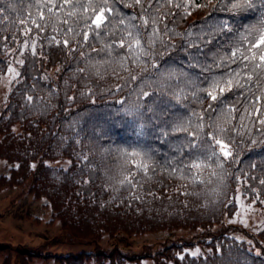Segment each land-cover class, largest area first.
<instances>
[{"label": "trees", "instance_id": "obj_1", "mask_svg": "<svg viewBox=\"0 0 264 264\" xmlns=\"http://www.w3.org/2000/svg\"><path fill=\"white\" fill-rule=\"evenodd\" d=\"M87 2L0 0V89H6L0 102V159L11 163L0 175V188L23 186L33 197L46 198L52 214L48 222L58 220L71 240L93 248L51 258L44 247L64 237L34 247L0 240V264H32L35 258H43L41 264H138L143 257L158 264H264V226L251 230L231 218L238 199L264 212V75L249 80L251 69L230 59L233 46L259 26L255 5L250 9L243 0H93L111 21L97 35L81 18L93 14L79 7ZM70 12L75 14L69 17ZM142 19L150 21L163 43L157 41L151 57L138 63L124 58L122 65L124 50L107 46L118 44L124 29L132 30ZM220 24L231 31L219 30ZM208 29L216 39L199 55L200 64L189 67L195 48L188 43ZM141 31L149 35L148 28ZM153 65L159 72L176 73L163 94ZM209 78H232L234 84L231 90L225 86L223 95L217 88L213 101L205 91H211ZM140 87L153 93L143 101L151 109L142 121L143 135L120 122V110L141 99ZM101 113L111 116L110 124L98 126ZM164 121L183 122L187 131H172ZM210 134L228 143L232 156L200 157L201 166L188 171L183 165L193 159L190 142L203 145ZM122 153L140 156L125 162ZM59 157H68V166L48 162ZM142 159L147 170L132 167ZM131 172L136 173L134 185L121 184ZM161 229L187 234L132 250V236ZM197 244L198 253L187 249Z\"/></svg>", "mask_w": 264, "mask_h": 264}, {"label": "snow or ice", "instance_id": "obj_2", "mask_svg": "<svg viewBox=\"0 0 264 264\" xmlns=\"http://www.w3.org/2000/svg\"><path fill=\"white\" fill-rule=\"evenodd\" d=\"M65 4L68 3V0H64ZM137 3L140 2V0H136ZM169 3H171V0H169ZM229 3H232V0H229ZM106 4V0H105ZM243 4L247 6L248 8H252L253 5H255L256 13H259L261 16V21L259 23L258 27L252 28L249 30V35L244 36L241 38V41L237 42L233 49L230 50V59L233 63H238L239 66H243V68L251 69L250 74L247 76V79L251 80L253 74L256 75L257 79L260 78V76L264 75V0H243ZM241 5L239 3H234L233 7H240ZM76 5H73V8H75ZM79 7L83 8L85 12H88L89 10L92 11V15L88 17H81L82 19H85L89 22V27L94 26L97 30V35L100 34V31L102 28H108L111 25V21L108 19L107 16L104 15L105 13V7L103 5L94 3L93 0H89L87 3L80 4ZM176 7H184L187 8V4H177ZM4 9L3 7H0V12H2ZM49 12L52 11L51 8L48 9ZM109 15L112 13V9H107ZM74 12L69 13V17L74 15ZM190 12H186V15H190ZM43 13H41V19H43ZM65 24L68 23L67 20L64 21ZM120 25H124V20L120 19L118 21ZM37 28H41L40 24H36ZM141 28H148L149 29V35L145 37L143 32L141 31ZM219 30L221 31H228L230 32L231 29L228 28L225 24L219 25ZM68 32H73L74 30L69 26L67 28ZM114 34V33H113ZM188 36H192L193 33L189 32L187 33ZM85 41L88 39V33H85L84 36ZM216 39V36L212 29H208L206 32L202 31L199 35H196L194 40L189 41L188 46L194 47L195 52H193L192 55V61L195 63L190 62L189 67H195L196 65L200 64L199 55L204 52V48L208 45L212 44L214 40ZM160 41L163 43L162 40H160V37L157 35V30L150 27V21L148 19H142L141 25H133L132 30L124 29V34L121 35L119 42L117 44L116 41H113V44L108 45L107 47L109 49L113 47H119L124 50V54L121 57V64L123 65V59L129 58L132 59L134 62H139L142 57H151L152 52L151 49L153 46L157 43V41ZM247 43V49H242L241 45L243 43ZM64 46L68 45V41H63ZM211 51V49H210ZM109 55L111 53L109 52ZM117 55H120L117 53ZM205 53V57H206ZM154 68L157 69V72L159 73L160 80L156 81L157 87L161 88V94H163V89L168 81L172 80L176 73L174 72H168L167 74L159 72V66L153 65ZM202 70H208L207 66H203ZM81 71H86V69H81ZM184 73L180 72L179 76L184 77ZM235 76H239L240 72H235ZM132 80H136V76H131ZM187 83V80L184 81ZM142 84L146 83V81H142ZM237 85H239V81H235ZM234 81L232 78L227 79L226 81L221 79H212L209 78V87L211 88V91L207 92V96H209L213 101L217 100V96L213 94V92L219 88V92L221 95H223L225 91V86L228 90H231L233 87ZM169 89L171 88L170 85H168ZM153 93H150L148 91H145L143 87H140V90L138 92V96L141 98L137 101L130 102L127 106H125L121 111V120L120 122L127 123L129 125L134 126L135 128L139 129L138 135H143L144 130V124L142 123L143 118L147 112H150L151 109L145 107L143 101L152 96ZM154 102V101H153ZM121 104L124 102L121 101ZM164 101L161 100V104L163 105ZM231 111V110H230ZM101 116V120L98 122V126L100 124H110L111 123V116L106 113L98 114ZM153 117L149 116L148 119L151 120ZM159 119V117H156ZM264 123V121H261ZM165 124H168L167 121H164ZM168 127L172 131H187V128L183 122H174L173 124H168ZM198 128L202 127V125H197ZM110 130V129H109ZM108 133L105 132V135ZM190 147L193 149L192 152L189 153L190 156L193 157L192 160L189 161L187 165H183L184 168H186L188 171H191L192 168H198L201 166L202 161L200 160V157H203L204 160H210L215 158L216 160H219L221 157L223 159H228L232 156V152L230 151V146L228 143H225L222 139L217 138L214 135H209L207 140L204 141L203 145L197 144L195 142H190ZM219 148V154L216 152V148ZM125 162L128 161V158L131 157H138L140 156V153H122ZM133 168H139L141 170H147L148 165L147 163L142 159L139 164H133ZM136 173L131 172L128 177H126L124 180L121 181V184L127 183L130 185H134V177ZM261 183H264V181H261Z\"/></svg>", "mask_w": 264, "mask_h": 264}, {"label": "rangeland", "instance_id": "obj_3", "mask_svg": "<svg viewBox=\"0 0 264 264\" xmlns=\"http://www.w3.org/2000/svg\"><path fill=\"white\" fill-rule=\"evenodd\" d=\"M6 89H0V102L5 96ZM1 105V103H0ZM70 159L68 157H59L48 160L51 164L68 166ZM11 163L6 159H0V175L7 174ZM238 209L232 215V221L238 225L257 230L264 226V212L260 211V206L247 200L238 199ZM36 215L39 221L27 216ZM52 217L51 209L46 204V198H35L29 192L23 189V186L0 188V240L13 244H25L28 246H38L52 237H60L64 240L50 242L44 247V252L52 253L51 258L57 253L77 252L81 250L91 251L92 243L71 240L62 230L58 220L48 222ZM184 229H161L153 232H146L131 237L133 244L132 250L139 251L145 245H149L153 240H161L168 236L186 235ZM241 236V233L235 232ZM192 253L200 251V245L187 248ZM3 254H0V262ZM35 258L32 264H41ZM137 261H128L127 264H136ZM138 264H158L151 257H143Z\"/></svg>", "mask_w": 264, "mask_h": 264}]
</instances>
